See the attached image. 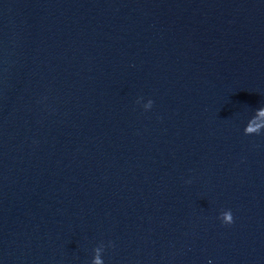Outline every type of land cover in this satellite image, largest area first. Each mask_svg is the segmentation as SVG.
<instances>
[{
    "label": "water",
    "instance_id": "obj_1",
    "mask_svg": "<svg viewBox=\"0 0 264 264\" xmlns=\"http://www.w3.org/2000/svg\"><path fill=\"white\" fill-rule=\"evenodd\" d=\"M260 109L264 0H0V264H264Z\"/></svg>",
    "mask_w": 264,
    "mask_h": 264
},
{
    "label": "clouds",
    "instance_id": "obj_2",
    "mask_svg": "<svg viewBox=\"0 0 264 264\" xmlns=\"http://www.w3.org/2000/svg\"><path fill=\"white\" fill-rule=\"evenodd\" d=\"M148 107H152V101L149 100V105ZM261 115H264V109L259 110ZM251 133H255L257 136L260 135L259 128H253L249 124V126L245 129V134L249 135ZM218 219L221 221L222 225H227L230 226L233 223V215L231 210H225L222 211L221 214L218 216ZM93 264H102V262L97 258L93 261Z\"/></svg>",
    "mask_w": 264,
    "mask_h": 264
}]
</instances>
